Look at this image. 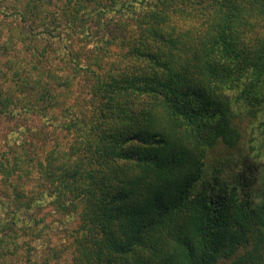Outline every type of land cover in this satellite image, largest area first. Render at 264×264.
Masks as SVG:
<instances>
[{
    "label": "trees",
    "instance_id": "obj_1",
    "mask_svg": "<svg viewBox=\"0 0 264 264\" xmlns=\"http://www.w3.org/2000/svg\"><path fill=\"white\" fill-rule=\"evenodd\" d=\"M0 121V264H264V0H0Z\"/></svg>",
    "mask_w": 264,
    "mask_h": 264
},
{
    "label": "rangeland",
    "instance_id": "obj_2",
    "mask_svg": "<svg viewBox=\"0 0 264 264\" xmlns=\"http://www.w3.org/2000/svg\"><path fill=\"white\" fill-rule=\"evenodd\" d=\"M13 125L14 124L12 123V121H0V137H3L4 134L9 129L14 127ZM254 131H255V128H251V129L249 128L247 132L244 133V137L241 141L242 143L237 144L236 147H233L232 149L226 150L225 148H221V147L214 148V150L208 157V164L209 165L216 164L215 162H216V159L218 158H220L221 161L223 160L225 161L227 157L228 158L232 157L233 159L240 158V160L238 161V163L239 162L240 163L238 165L234 163H232L231 165L229 164L228 166L230 168L226 170L221 176L223 179L229 180V181L234 178L235 172L237 171L241 172L243 170H246L248 167H252L253 165H255L254 167H257V172H255V174L256 175L259 174L257 179L255 180L256 182L255 188L259 190L262 186L264 187L263 185L264 183V154H262L259 151L258 153L262 154L261 157L257 158V160H254L253 153L256 152L257 148L255 146L254 147L255 149L253 151H250V149L248 148L249 141L253 137ZM246 159H248L249 161L247 163H244L247 161ZM257 200L258 199L256 197L255 201ZM54 227H57V224H54ZM68 233L69 232L67 230L60 229L59 227H57L53 229V231L45 230L43 234L41 235V238L35 237L33 238V241L36 243V246L38 248L42 246L41 245L42 243H44L42 248H44L45 247L44 245H47V244H50L53 247L61 248V250L63 251V258L60 261V263L65 264L70 261V256H71L70 245L73 240V237L72 236L69 237ZM23 238H29V237H23ZM65 238H67L68 240H66L65 243L63 244V241Z\"/></svg>",
    "mask_w": 264,
    "mask_h": 264
}]
</instances>
